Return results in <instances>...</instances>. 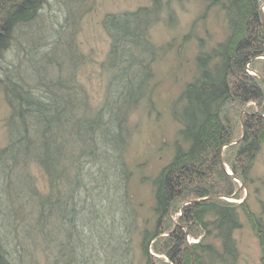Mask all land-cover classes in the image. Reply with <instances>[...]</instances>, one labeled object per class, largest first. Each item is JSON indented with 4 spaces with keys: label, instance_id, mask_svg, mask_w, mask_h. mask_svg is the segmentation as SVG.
I'll list each match as a JSON object with an SVG mask.
<instances>
[{
    "label": "trees",
    "instance_id": "obj_1",
    "mask_svg": "<svg viewBox=\"0 0 264 264\" xmlns=\"http://www.w3.org/2000/svg\"><path fill=\"white\" fill-rule=\"evenodd\" d=\"M183 1L149 0L134 11L103 16L110 44L101 64L103 97L96 104L76 80L77 63L60 36L44 51L24 56L26 64L0 65V90L9 108L7 142L0 148V264H102V258L103 264H112L109 246L115 262H126L117 257L115 244L128 260L132 241L100 228L106 221L100 210L116 209L115 194L130 201L129 118L144 99L151 101L157 84L151 66L171 47L157 48L150 31L163 11L171 15L170 2ZM200 1L203 15L212 8L222 12L223 37L208 48L205 37L197 39L191 81L169 107L180 126V141L174 143L172 159L150 180L153 204L149 226L138 236L137 264H236L233 233L241 227V213L255 225L264 249L263 216L246 200L225 199L241 195L226 168L248 187L264 147V83L248 71L264 78V0ZM45 3L0 0V59L14 44L24 53L27 36L34 41L30 31L40 29ZM189 31L174 53L179 65L184 42L194 34L193 28ZM217 195L225 198H210ZM130 208L123 207V213L129 215ZM179 210L174 226L171 216ZM183 228L198 240L191 251ZM96 243L105 245L104 255Z\"/></svg>",
    "mask_w": 264,
    "mask_h": 264
},
{
    "label": "rangeland",
    "instance_id": "obj_2",
    "mask_svg": "<svg viewBox=\"0 0 264 264\" xmlns=\"http://www.w3.org/2000/svg\"><path fill=\"white\" fill-rule=\"evenodd\" d=\"M147 4H149V0H47L44 7L39 10V14L42 16L39 19L40 29L33 31L27 29L28 31H26V33L30 31V34H35L32 36L34 41L31 42L32 40L28 39V36L26 37V41L23 43L25 44L24 48H26L24 53L18 51L19 47L16 44L12 45L6 52L5 59H0V65L6 66L11 61L26 64V60L23 59L24 56L29 58L31 55H35L37 51H44L52 39L60 36L63 48L70 47V50L66 49L70 60H75L77 63L74 72L76 80L84 85L89 92L92 103L96 104L103 97L102 92L105 83L104 77L101 76V64L110 44L105 30L102 29L103 16L108 13L134 11ZM169 8L171 15L167 17L169 10L163 11V18L152 26L150 38L157 48L167 47L168 43H171V47L151 66L155 73L153 83L154 81L157 83L151 101L148 102L144 99L139 107L131 113L128 122L130 137L127 140L125 156L131 169L127 194L132 204L128 199H126L127 202L124 199L120 201V194H115L113 200L114 204H117L116 209L106 211L103 208L100 210L101 216L106 220L104 221L105 225L102 223L100 228L102 226L109 228L112 237L116 234L115 239L118 238L123 242L124 240L132 241L129 245L131 254L127 260L121 256V252L118 250L120 246L115 244V240H113L117 248V257L126 259V262H115V256L112 257L111 253L113 251L112 246H109L107 253L109 257L111 256L112 264H137L138 236L144 227L149 226L150 207L153 204L150 180L164 164L172 159L175 151L174 143L180 141L177 133L180 126L171 117L169 107L172 100L181 92L184 84L191 81L194 66L193 57L198 50V38L205 37V46L208 48L215 42L221 41L223 37V14L219 9H209V12L203 15L204 5L200 0H184L183 3L170 2ZM190 28H193L194 34L191 33L189 41L184 42V61L182 65H179V62L174 58V53L182 40V36L189 34ZM262 31L264 33V25ZM248 71L255 73L258 77L261 76L256 71L250 69ZM104 76L106 77V74ZM245 108H242L239 115L241 135L244 134L242 117L246 111ZM8 111L9 108H7L0 90V148L7 142L5 122ZM235 143L232 142L229 145ZM226 146L221 148L220 152ZM262 150L251 170L252 182H249L248 187L226 168V173L230 177L231 174L235 177V179L231 178L238 184V191L241 190L239 199L225 198L222 195H217V199L225 198L227 201L231 200L236 204L246 200L251 209L256 214H261L264 220V147ZM220 161L222 163V156H220ZM36 179L40 186L44 185L45 181L40 172H37ZM129 202L130 206L126 207ZM131 206L133 208L130 214L127 215L126 212L124 214L123 207L128 211L127 208L131 209ZM181 211L179 210L171 216L174 226L179 223L178 217ZM240 220V229L233 233L235 245L239 251L236 264H264V249L259 244V238L254 229L255 225H250V221L242 213ZM183 229L186 234L187 249L191 251V245L198 240L189 237L187 229ZM96 245H98L96 248L98 254L104 255L105 245L97 243ZM109 257L107 258L109 259ZM102 259L105 260V258ZM191 260L193 263V255Z\"/></svg>",
    "mask_w": 264,
    "mask_h": 264
},
{
    "label": "water",
    "instance_id": "obj_3",
    "mask_svg": "<svg viewBox=\"0 0 264 264\" xmlns=\"http://www.w3.org/2000/svg\"><path fill=\"white\" fill-rule=\"evenodd\" d=\"M263 8H264V6L260 9V12L262 13L261 14V18H262V16H263ZM262 23H263V21H262ZM263 25H264V23H263ZM250 72V71H249ZM252 73V72H251ZM252 74H255V73H252ZM260 77V79L263 81V83H264V78L262 77V76H259ZM231 177L232 178H234L235 179V177L231 174ZM210 198H217V196H214V197H210Z\"/></svg>",
    "mask_w": 264,
    "mask_h": 264
}]
</instances>
